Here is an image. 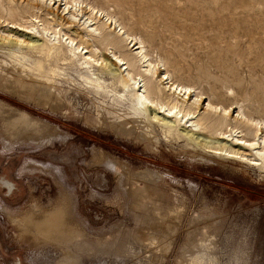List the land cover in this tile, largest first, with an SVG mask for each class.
I'll use <instances>...</instances> for the list:
<instances>
[{
	"label": "rangeland",
	"instance_id": "obj_1",
	"mask_svg": "<svg viewBox=\"0 0 264 264\" xmlns=\"http://www.w3.org/2000/svg\"><path fill=\"white\" fill-rule=\"evenodd\" d=\"M85 2L183 83L264 118V0ZM71 72L57 110L1 79L0 264H264V173L158 129L159 143L118 135Z\"/></svg>",
	"mask_w": 264,
	"mask_h": 264
},
{
	"label": "bare ground",
	"instance_id": "obj_2",
	"mask_svg": "<svg viewBox=\"0 0 264 264\" xmlns=\"http://www.w3.org/2000/svg\"><path fill=\"white\" fill-rule=\"evenodd\" d=\"M94 6L85 0H0V82H13L57 110L65 106L58 82L73 79L68 71H74L83 91L114 107L110 127L118 135L159 143L158 129L164 141L185 143L200 159L247 163L264 173L263 117L249 114L237 98L226 101L183 83L124 22Z\"/></svg>",
	"mask_w": 264,
	"mask_h": 264
}]
</instances>
